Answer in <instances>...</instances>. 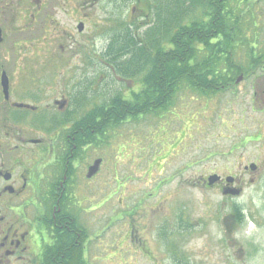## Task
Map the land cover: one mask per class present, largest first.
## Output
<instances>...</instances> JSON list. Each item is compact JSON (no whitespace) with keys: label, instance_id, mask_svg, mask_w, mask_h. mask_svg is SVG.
<instances>
[{"label":"flooded vegetation","instance_id":"1","mask_svg":"<svg viewBox=\"0 0 264 264\" xmlns=\"http://www.w3.org/2000/svg\"><path fill=\"white\" fill-rule=\"evenodd\" d=\"M110 1L0 0V264L93 263V183L104 170L113 172L115 180L120 177L123 134L119 132L117 137L111 130L132 120L123 114L124 118L110 126L112 115L94 116L97 107L90 80L95 74L82 68L93 53L91 40L99 27L95 7ZM263 2L248 0L246 5L247 13L252 11L260 18V25L264 24ZM260 25H252L250 31L262 32ZM251 45V55L225 58L233 65L226 74L227 82L216 86L213 97L215 108L225 110L211 117H218V126L220 119L227 126L236 119L238 125L248 118L246 111L258 107L264 111V43ZM104 63L117 74L119 68ZM125 76L128 78L122 79L137 82L124 83L112 97L119 96V107H125V102L137 96L134 110L140 113L142 74L136 70ZM98 107L107 112L105 104ZM237 111L240 117L235 115ZM245 123L236 137L241 144L264 141L260 129L264 117L257 122L255 133ZM95 127L99 129L95 131ZM176 134L181 143L170 146L174 150L165 155L164 165L183 147V130ZM258 155L259 160L229 172L216 165L196 186L200 193L215 190L230 201L227 220L232 221L225 223L230 233L236 232L238 220H242L236 201L247 187L245 177L252 176L249 181L254 182L256 175L264 174V151ZM138 164L142 169L140 158ZM154 168L158 166L154 164ZM212 176L216 177L211 183ZM182 187L168 192L181 202L169 203L164 195L161 201H152L159 191L153 194L151 188L141 194L133 209L121 208L125 214L133 212L135 219L119 229L118 264H201V210L193 220L185 197L180 196ZM109 196L107 191L99 206H107L113 195ZM104 227L102 234L110 231L109 220ZM104 236L97 238L101 239V252L109 258L111 245ZM195 240L198 248H193ZM250 246L249 254L257 251Z\"/></svg>","mask_w":264,"mask_h":264},{"label":"rangeland","instance_id":"2","mask_svg":"<svg viewBox=\"0 0 264 264\" xmlns=\"http://www.w3.org/2000/svg\"><path fill=\"white\" fill-rule=\"evenodd\" d=\"M117 2V0H111L95 7V20L99 22V27L97 30L95 29L94 37L91 40L94 47L93 53L88 55V63L84 62L82 66L83 71L87 70L95 74L94 79L90 80L94 87V108L106 104L113 98L112 96L119 93L124 83L133 85L137 82L134 79H122L128 78L125 75L136 72V69L132 68L133 65L126 62L127 57L125 55L119 57L110 52L111 47L113 48L117 42L116 37L119 31L130 24L135 25L137 33L141 35L147 29L145 25L153 20V16H156L153 8L150 13L148 10L149 6L153 4L152 0L138 2L136 0H120V9ZM103 11L105 13H102ZM258 12L261 13V10L259 9ZM261 14L264 16V5ZM260 30L262 32L259 34L258 41L261 44L264 43V24L260 25ZM101 58L104 62L112 63L119 68L117 69L118 75ZM220 60H225V57ZM221 99L223 102V98ZM248 101L249 98L244 101V104ZM216 106L214 98L209 99L204 93L190 96L188 93L182 92L179 93L174 104L167 111L161 112L160 116L157 113H149L140 119H132L129 123L111 130V133L116 132L115 136L119 132L123 134L120 139L124 144L121 149L124 161L120 162L123 166L120 168V177H117L116 180L113 172L103 169L104 171L96 177L93 183L94 250L92 264H118L119 229L126 227V222L135 219L133 212L125 214L123 210L120 211L122 207L126 211H130L141 194H146L145 191H151V188L153 194L159 191L158 196H154L152 201L157 199L161 201L165 198L164 195L169 198L165 200L169 203L181 202V199L170 197L171 195L168 193L178 190L179 186H183L180 196L185 197L184 200L189 206L193 220L198 218L201 210V221L203 222L201 224V264H264V206L260 209L255 208L251 204V195H249L246 213L242 211V205L236 206L241 209L242 220H238L236 232L233 230L230 233L225 224L232 221L227 220L228 214L231 212L230 201L220 192L205 189L200 193L196 187L201 176L205 172L213 170L216 165H219L220 171L229 172L232 169H237L239 165L244 166L260 159L258 154L264 151V141L241 144L236 137L238 133H242L241 131L246 125L245 122L248 123L249 129L253 133L257 132L259 129L257 122L261 123L264 111L260 112V107L253 111H246L245 117L248 116V118L244 120V123L240 122L236 125V119H231L232 121L229 122L232 124L229 125V129L223 119L219 118L221 120L219 126L217 124L218 117L215 120L211 119L219 110L225 113V110L216 109ZM235 115L240 117V111H237ZM187 119H190V123L185 126L182 120L187 122ZM180 125L185 130L183 147L182 149L178 147L177 156H173L167 165H164L166 160L164 153L174 148V146L170 147L169 143L172 145L179 141L175 129ZM165 128H167L166 131ZM260 129L264 133V125ZM170 132L171 138L170 141H167V133L169 136ZM163 134L164 136H162ZM116 142L111 144L115 146ZM112 149L111 147V153L115 154ZM157 157L158 161L156 162ZM139 158L142 169L138 166ZM154 164L158 168H154ZM251 177H245L247 187L242 196L246 192L259 193L264 199V174L256 175L254 182L249 181ZM105 185L106 188L103 191ZM107 191L113 197L111 200L109 199V204L106 203L107 206H99L100 199ZM121 191L125 194H121ZM120 197L124 199L123 205L120 204ZM106 220L110 222V231L106 230L102 234ZM248 221H251L257 229L251 235H245ZM101 235H105L104 238L110 242L109 258L101 252V239L97 238L102 237ZM193 243L195 244L193 248H198L196 240ZM250 244L257 247V251L252 254H249L252 249Z\"/></svg>","mask_w":264,"mask_h":264},{"label":"trees","instance_id":"3","mask_svg":"<svg viewBox=\"0 0 264 264\" xmlns=\"http://www.w3.org/2000/svg\"><path fill=\"white\" fill-rule=\"evenodd\" d=\"M152 2L148 10L150 13L153 8L156 16L145 25V32L139 35L135 25L127 24L117 34V45L112 51V54L119 57L125 55L126 62L142 73L140 113L134 110L137 96L125 102V107H119V96L111 98L105 104L108 107H104L107 112L99 109L100 107L94 111V116L105 117L106 113L112 115L110 126L114 122L118 123L123 114L124 117L135 120L139 119V115L142 118L149 113L160 116L161 112L167 111L174 104L182 92L190 96L204 93L212 99L216 94V86L220 82H227L226 74L233 65L220 59L251 55L248 49L251 48V43L258 42L261 33L250 31L252 25H260V18L252 15V11L246 12L248 0ZM190 119L187 122L182 120V123L186 126ZM98 129L99 127H95L94 130ZM178 129L185 131L182 125L175 129L176 133ZM170 138L171 132L169 136L167 133V141ZM180 143L181 140L174 146H179ZM173 150L169 149L164 154Z\"/></svg>","mask_w":264,"mask_h":264},{"label":"clouds","instance_id":"4","mask_svg":"<svg viewBox=\"0 0 264 264\" xmlns=\"http://www.w3.org/2000/svg\"><path fill=\"white\" fill-rule=\"evenodd\" d=\"M249 195H251V204L254 205L255 208L260 209L264 206V199L261 198L259 193L246 192L244 196L236 201L238 204L242 205V211L245 213L247 212L246 206L249 203ZM255 231H257L256 226L251 221H248L245 235H251Z\"/></svg>","mask_w":264,"mask_h":264},{"label":"water","instance_id":"5","mask_svg":"<svg viewBox=\"0 0 264 264\" xmlns=\"http://www.w3.org/2000/svg\"><path fill=\"white\" fill-rule=\"evenodd\" d=\"M97 164H98V161L95 163V166H96ZM251 167H253V165H252ZM215 177H216V176H212V177L210 178L211 183L215 181Z\"/></svg>","mask_w":264,"mask_h":264}]
</instances>
